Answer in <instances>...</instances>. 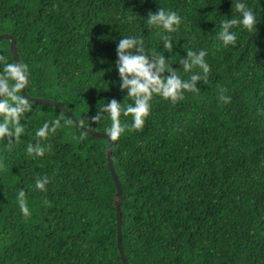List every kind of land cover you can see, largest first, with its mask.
Returning a JSON list of instances; mask_svg holds the SVG:
<instances>
[{
    "label": "trees",
    "instance_id": "1",
    "mask_svg": "<svg viewBox=\"0 0 264 264\" xmlns=\"http://www.w3.org/2000/svg\"><path fill=\"white\" fill-rule=\"evenodd\" d=\"M246 3L260 18L256 29L234 25L237 41L224 47L217 25L238 16L235 0H0V33L15 40L26 93L109 137L105 103L134 102L119 87V37H140L184 80L203 77L176 101L154 92L140 128L121 112L122 131L110 137L128 264H264V0ZM156 8L182 17L171 50L159 27L144 25ZM201 48L208 70L186 72L181 57ZM8 65L2 39L0 264H122L108 141L56 106L25 100Z\"/></svg>",
    "mask_w": 264,
    "mask_h": 264
},
{
    "label": "clouds",
    "instance_id": "2",
    "mask_svg": "<svg viewBox=\"0 0 264 264\" xmlns=\"http://www.w3.org/2000/svg\"><path fill=\"white\" fill-rule=\"evenodd\" d=\"M235 9L238 16L233 17L230 15L229 17L222 19L217 25L218 30L216 36L224 47L234 45L237 41V33L232 30L234 25L238 24L242 28L251 32L253 28L256 29V25L260 19H257L254 9L248 6L246 0H235ZM146 18V23L143 21L144 25L147 27H159L161 30L160 39L163 42V47L171 50L175 41L171 38L170 34L174 32L177 26L181 23L182 17L174 10L156 8L155 11H149ZM3 33L9 34L8 32ZM144 48V43L138 36H122L119 37L116 43L115 67L119 74V87L125 90L128 95L132 96L134 102L124 107H122L116 99H111L105 103L104 110L110 114L112 120L111 125L107 129V132L112 139H116L122 131L119 123L121 112L131 113V127L140 128L144 124V117L149 113V100L154 92L163 97L169 98L172 101H176L177 99L182 98V90H198L196 82L203 79V77L197 73H192L187 80L182 79L175 74L174 68H172L170 64L167 66L164 65L165 58L162 55H160L159 59L154 60L145 52ZM205 55L206 50L201 48L199 51L186 53L185 56L181 57L179 63L183 64V68L186 72L192 69L194 65L202 67L206 72L209 66L204 60ZM13 68V65L7 66V70L10 74ZM165 69L167 70L168 75H162ZM206 82L207 81H205V83ZM218 99L224 103H228L231 97L226 95L225 90L221 88L218 92ZM44 127H46V125L38 130V135L44 134ZM27 151H33L31 145L27 147ZM36 152L39 154L41 150L36 149ZM46 183V177L37 179L35 181V186L38 189H44ZM19 195L23 198V189H20ZM21 211L23 213H27L28 211L24 206L22 199Z\"/></svg>",
    "mask_w": 264,
    "mask_h": 264
},
{
    "label": "water",
    "instance_id": "3",
    "mask_svg": "<svg viewBox=\"0 0 264 264\" xmlns=\"http://www.w3.org/2000/svg\"><path fill=\"white\" fill-rule=\"evenodd\" d=\"M5 38L9 40V48H10V53H11L13 64H14L15 76H16V80H17L19 90H20L22 97L27 101H33V102H38V103H42V104L53 105V106L60 108L62 111L67 113L72 118V120L75 122V124L79 125L83 130L87 131L88 133H91L94 136L104 138L108 141L109 145H108V148L106 151V162H107L108 169L111 173V177H112L114 185H115V193L112 197V200H113L114 207H115L117 248H118V251L120 254L122 264H128L126 259H125L124 254H123L122 244H121V230H120L121 209H120V203H121V198H122V188H121V184H120L118 178L116 177V174H115L113 167H112L111 138L103 132L92 130V129H89L85 126L80 125V123L75 121V119L72 117L71 113L68 110H66L62 105L56 103L55 101L48 99V98L29 96L26 93L23 82H22V78H21V74H20V68H19V60H18L17 50H16V46H15V40L12 38V36L10 34H7V33L0 34V40L5 39ZM0 98H1V88H0Z\"/></svg>",
    "mask_w": 264,
    "mask_h": 264
}]
</instances>
